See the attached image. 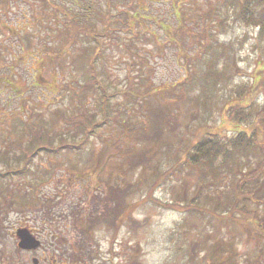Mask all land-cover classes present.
Here are the masks:
<instances>
[{
    "label": "rangeland",
    "instance_id": "obj_1",
    "mask_svg": "<svg viewBox=\"0 0 264 264\" xmlns=\"http://www.w3.org/2000/svg\"><path fill=\"white\" fill-rule=\"evenodd\" d=\"M78 1L90 3L99 14L105 12L106 1L117 15L130 7L139 14L133 23L129 13L116 16L114 27L121 30L113 39L115 43L105 44L95 60L98 78L111 95V117L81 148L28 156L27 169L20 173L23 154L17 146L33 144L31 133L42 134V144L57 146L62 140L80 143L77 121L71 118L76 114L73 106L77 101L71 100L73 91L66 84H74L75 92L80 93L86 71L77 46L64 49L68 57L61 66L44 57L42 51V58H30L36 53L33 48L37 49L44 39L51 41L34 23L40 4L37 0H0V170L18 171L0 178V264H33L32 258L38 259L36 264H218L223 259L220 252L212 253L213 247L217 251L214 244L222 240L225 248L224 240L232 233L236 236L233 264H259L254 258L264 254V239L250 237L230 222L227 226L220 223L214 216L225 214L226 218L221 207L216 212L211 210L218 203L222 206L236 199L230 182L232 172L225 170L227 173L215 180L214 186L207 183L194 199V206L206 208L204 216L186 211L187 207L166 208L156 201L177 204L184 190L187 197L193 195L199 182L195 172L187 174L184 170L179 178L164 179L162 173L177 164L201 127L230 137L235 134V125L248 128L254 119V106L257 109L264 104V94L254 90L252 105L244 109L240 122L230 118L241 87H250L254 76L257 78V63L264 55V36L259 37L258 27L236 23L229 11L231 5H219L217 0ZM66 2L65 6L79 10L72 0ZM88 16L94 29L100 31L101 22ZM222 16H226L225 24L213 28L212 18ZM46 19L49 17L41 20ZM206 30L231 47L217 61L218 68L226 73L225 80L200 95L194 107L189 100L177 98L191 96L200 88L195 80L180 85L191 74L182 57L200 52L196 48H200V38L207 39ZM127 35L137 36L128 41L133 56L116 41ZM84 42L80 39L78 44ZM62 43L60 40L56 46ZM142 58L151 69L142 65ZM132 62L137 65L131 70ZM195 63H191V69H205L203 61ZM138 70L141 83L135 81L128 88L129 77ZM149 87L160 90L139 97ZM84 92L86 107L100 118L97 95L90 89ZM167 103L169 110L165 111L168 107L163 105ZM150 109L155 111L154 116L150 117ZM55 110L67 117L55 114ZM168 116V120H162ZM110 146L116 152L101 162ZM140 156L145 157L141 163L137 162ZM242 162L247 168L253 167L254 154ZM155 165L157 170L153 169ZM204 179L207 182L211 177ZM114 184L127 186L125 200L130 216L112 228L102 221L100 212L109 186ZM247 206L254 209L251 202ZM256 212L258 218H264L263 206ZM93 219L94 225L88 229L87 221ZM22 226L34 231L41 241L38 249L17 246L14 232Z\"/></svg>",
    "mask_w": 264,
    "mask_h": 264
},
{
    "label": "trees",
    "instance_id": "obj_2",
    "mask_svg": "<svg viewBox=\"0 0 264 264\" xmlns=\"http://www.w3.org/2000/svg\"><path fill=\"white\" fill-rule=\"evenodd\" d=\"M37 1L40 4V12L34 17V23L39 25L40 30L47 32V36L48 38H51V41L48 42L44 39L40 43L41 45L39 44L37 49L33 48V51L36 50V53L33 56H30V54L28 56L32 59H35L36 57L38 58V56L42 58L40 55L42 51L44 57L47 56L50 61L56 60L57 64L61 66L60 63L63 59L65 58L66 62V57H68L67 54H64L66 51L64 49L77 46L82 53L80 55V64H82L86 73L85 81L80 85L81 92H75L76 86L74 84H66V88L73 91L71 94V100L74 99L77 101V103L73 106L76 110V114L71 118H74V120L76 119L77 121L78 130L76 131L80 132V143H70L62 140L61 144L57 146H52L46 143L42 144L43 142L39 143L42 141V134L39 132L31 133L32 140L35 144H29V146L25 147L21 145L19 146L18 143L17 146L20 150H22L23 154L21 155L23 156V165H21V170L19 171L20 173L27 169L26 164L28 163V156L32 157L41 151L46 152L48 155H54L62 151V149L67 151L77 150L81 148L84 143L88 142L90 136L96 134L100 128L108 123L111 117L109 110L111 95L107 93L105 85L102 83L101 79L98 78L95 60L98 56L100 57L102 55L105 44L109 43V41L110 43H115L113 39L117 32L121 30L120 27H114L118 21L116 16L129 13V18L132 19V23L136 22L138 19L136 17L139 16V14H137L138 12L134 10V7H130L128 11L119 12L118 15L116 13H112V5L109 1L105 2V12L102 14L97 13L94 10L95 8H93L90 3L81 4L78 0H72L79 8L78 11L73 10L67 5L65 6L66 0ZM222 2L223 4L231 5L232 8L229 11L231 12L233 21L246 26L258 27L259 37L264 36V0H217L219 5H222ZM213 11H215V9ZM89 14H91L95 19H98L101 22V25H103L100 31H96L92 26V18H89ZM46 17H49V19L41 20ZM210 17L211 15L209 18ZM225 20L226 16L213 17L212 27L214 28L215 25H220L222 27V25L225 24ZM125 22L127 21L125 20ZM206 35L207 39L205 38L203 40L200 38L199 41L197 40L199 42L198 47H200L196 48L200 50L197 55L188 54L187 58L182 57L183 59H186H184L185 66L191 74H189L190 78H186V81L180 85L194 83L195 80V83H199L200 88L191 96L184 94L178 96L177 98L179 101L189 100L191 105L194 107L198 106L200 95H206L208 91H212L215 87L223 83V80L226 78L224 69L218 68L217 61L222 54H226L225 50H228L229 47H231V44L229 42H220L211 30H206ZM134 38H137V36L127 35L116 41H119L120 45H122L130 53V55L133 56V52L129 49V42L133 41ZM56 39H59L58 41H63L61 44L62 46L60 45L61 47L56 46V43H58ZM80 39L84 40V43L86 44L82 43V45H79L78 43H80ZM27 44L30 45V42ZM90 45H92V47ZM19 49H24L23 44H19ZM142 59L145 62L143 63L141 61L142 65L151 69V66L148 64L146 58ZM200 60L203 61L205 69L199 72L196 68H190L192 62L196 65L195 62H199ZM130 64L131 70L137 65L136 62H132ZM257 65V78L254 76L250 87H241L242 94L236 98L237 101L235 107L234 109L232 108L229 113L230 118L236 123H239L240 118L245 115L244 109H249L252 105L251 96L253 95L254 90L260 91L264 94V55L258 61ZM139 71L140 70L137 71L138 73L136 72L137 74L135 76L129 77L128 88H132L135 81H137V83H141L142 75ZM87 89L94 91L95 95H97V106L100 113V118L98 119L96 118L95 113L88 110L86 103L84 102V98L86 97L84 90ZM159 90L160 89L156 87H149L142 94H140L139 97H143L144 94L149 95L156 93ZM163 107H168L164 108L165 111L169 110V103L163 105ZM255 107L256 106H254V119H252L249 123L248 128H242L235 125V134L230 137L222 136L218 132H212L210 128L205 129V127H201L197 131L198 134L195 135L190 145L184 149L180 158L176 161L177 164L174 166L172 165L166 172L162 173V179H164L169 176L179 178L184 170H187V174L195 172L198 175L199 181L197 188L193 191V195L191 197H187L184 190L181 198L175 202L178 206L172 202L162 203L160 200H156L160 203L159 205H163L166 208L172 207L173 209L179 206V208L187 207L186 211L199 212V214L204 216V209L206 208L201 209L200 207L194 206V199L199 196L202 189L206 187L207 183L212 182L211 185L214 186L215 180L219 179V177L227 172H232L234 177L230 179V182L233 185L232 188H234L236 199L232 202H224L225 204L222 206H219L218 203L214 209H211L216 212L219 207H221L224 209L223 211L226 212V218L225 214L214 217L225 226L228 225L227 222H230L233 225L239 226V229L244 230L246 235H249L250 237L259 235L261 239H264V218H258L256 212L258 209L262 208V206L264 207V104L257 109ZM152 109L149 110L150 117L156 114L154 113L155 111H152ZM54 112L55 114L67 117L60 110H55ZM162 113L163 112H161V114ZM29 117L31 116H28V118ZM168 118L169 116L162 120H168ZM29 147H32V149H29ZM115 152L116 151L112 146L108 147L103 154L101 162H104L109 155ZM250 153L254 154V161L256 160V162L253 167L247 168V166L244 165L245 163L242 162V159H248ZM144 159V156H140L137 162L141 163ZM133 161L130 160L131 163H133ZM153 169L157 170V165H155ZM225 170H227V172H225ZM17 172V170L11 169L8 171L0 170V178H6V176L10 177L17 174ZM156 175H158V173H156ZM205 176H210L211 180L206 182L204 179ZM107 184L110 185L109 183ZM109 187L104 209L100 212V218H102V221H104L107 225L112 226L113 228L115 225L125 222V218H129L130 213L128 212L129 207L125 200L127 186L121 188V185L114 184ZM153 200L155 201V199ZM240 202H243V204L240 205ZM249 202L254 204V209L248 208L247 205ZM94 221L95 219L90 222L87 221L88 229L94 225ZM235 239V233H232L230 237L224 240V243H226L225 248L222 246V240H220L219 243H216L217 246L214 244L217 251L213 247L212 253L214 254L215 251L217 255L220 252V257L223 259L219 260L218 264L234 263L235 252L233 250V243ZM254 262L264 264V254L260 253L256 256L254 258Z\"/></svg>",
    "mask_w": 264,
    "mask_h": 264
},
{
    "label": "water",
    "instance_id": "obj_3",
    "mask_svg": "<svg viewBox=\"0 0 264 264\" xmlns=\"http://www.w3.org/2000/svg\"><path fill=\"white\" fill-rule=\"evenodd\" d=\"M17 239V246L24 250H36L40 247L41 242L28 227H19L14 233ZM37 258H32L33 264L37 263Z\"/></svg>",
    "mask_w": 264,
    "mask_h": 264
},
{
    "label": "flooded vegetation",
    "instance_id": "obj_4",
    "mask_svg": "<svg viewBox=\"0 0 264 264\" xmlns=\"http://www.w3.org/2000/svg\"><path fill=\"white\" fill-rule=\"evenodd\" d=\"M22 227H24V226H22ZM32 231V230H31ZM33 233H34V231H32ZM35 234V233H34ZM36 235V234H35ZM37 237V236H36ZM38 238V237H37ZM52 261L54 262V259H52ZM58 264H86V262L84 263V262H78V263H74V262H70V263H67L66 261H64V262H61V261H59V263Z\"/></svg>",
    "mask_w": 264,
    "mask_h": 264
}]
</instances>
